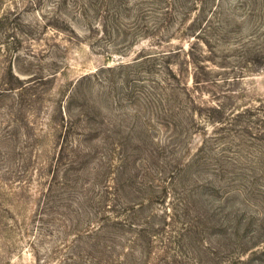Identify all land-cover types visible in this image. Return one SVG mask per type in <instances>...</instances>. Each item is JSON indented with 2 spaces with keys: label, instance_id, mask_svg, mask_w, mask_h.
I'll use <instances>...</instances> for the list:
<instances>
[{
  "label": "trees",
  "instance_id": "trees-1",
  "mask_svg": "<svg viewBox=\"0 0 264 264\" xmlns=\"http://www.w3.org/2000/svg\"><path fill=\"white\" fill-rule=\"evenodd\" d=\"M215 1L57 0L54 3L52 8L67 3L76 15L86 20L90 30L99 20L97 24L106 28L108 35L110 26L118 35L121 32L126 42V38L132 37L133 41L127 42L132 46L143 40L150 43L132 61L101 67L80 77L68 93L61 94L65 99L56 101L59 116L52 120L61 132L64 129L67 132L74 128L67 117L74 102L84 93L91 94L96 83L109 82L113 86L117 75L121 79L117 88L121 92L129 91L126 114L135 117L136 129L127 137L116 133L121 139L92 167L99 177L86 180L66 174L63 178L47 179L41 191L43 205L39 210V204L33 215L41 223L36 230L37 240L51 235L48 227L63 234L67 232L69 246L70 242L82 241L87 247L85 255L79 252L76 256L82 261L85 257L86 263L96 261L94 264H114L119 260L123 263L125 259L133 260V264H184L182 257H187L188 251L194 258L192 264H255L254 256L247 262L244 257L249 256L248 252L255 255L259 251L257 247L264 245V210L257 208L256 203L249 204L247 199L244 207L239 208L235 197L243 192L249 194L264 209V157L259 156L264 148V104L227 117L221 113L218 117L208 115L207 122L214 130L198 131L199 123L205 120L188 81L190 76L194 86L213 81L208 75L202 80L199 69H204L207 58L195 51L198 42L209 46L208 24L219 5ZM53 10L50 12H56ZM192 11L196 18L187 25L184 18ZM179 16H183L182 20ZM124 19L133 22L124 23ZM110 20L112 25H107ZM175 36L179 39L194 36L196 42L189 40L187 47L174 45ZM105 71H109L108 76ZM31 78L21 85L0 87V106L10 100L11 107L22 108L28 101L36 100L33 98L37 93L31 90L44 77ZM66 99L70 102L64 111ZM2 120H6L5 115L0 117V126L5 123ZM158 130H162V135L152 137L151 132ZM0 132L8 130L5 127ZM78 135L84 137L82 147L84 154L88 151L84 156L87 166L97 157L91 153L92 140L99 139L100 134ZM197 135L202 142L193 151L188 137ZM0 136L6 137L2 133ZM63 153L60 152L54 165L44 162L37 168L41 177L48 169L45 164L49 170L58 171ZM19 154L20 168L27 174L37 155L32 151ZM75 164L84 167L83 161ZM195 170L216 178L201 184L203 179L195 178ZM217 201L223 205H215ZM74 205L80 208H71ZM55 207L66 211H54ZM211 231L220 235L218 242L225 246L226 255L220 256L217 247L210 251L207 235ZM136 246L144 255L141 259L135 254ZM118 247L123 248L121 253L117 252Z\"/></svg>",
  "mask_w": 264,
  "mask_h": 264
},
{
  "label": "rangeland",
  "instance_id": "rangeland-1",
  "mask_svg": "<svg viewBox=\"0 0 264 264\" xmlns=\"http://www.w3.org/2000/svg\"><path fill=\"white\" fill-rule=\"evenodd\" d=\"M55 2L57 0H0V87L21 85L34 75L44 77L43 82L35 84L36 87L31 90L37 93L36 97L33 96L36 100L28 101L26 107L16 105L17 108H13L10 100L3 107L0 106V117L6 116V120H2L6 124L1 125L0 129L3 131L6 127L8 130L0 132L6 136L3 139L0 136V264H94L96 261L86 263L85 257L82 261L76 256L79 252L85 255L84 249L87 247L82 241L70 242L69 246L67 232L63 234L48 227L51 235L37 240L36 230L41 223L33 215L39 204V210L43 205L41 191L45 189L47 179L53 176L63 178L66 174L86 180L99 177L97 170H92V167L100 163L102 154L121 139L116 133L127 137L136 129L135 117L126 114L129 113V102L126 101L129 91L121 92L117 88L121 83L117 75L113 86L109 82L96 83L91 94L84 93L78 102L73 100L72 113H67L69 121L74 123L73 129L61 132L53 122L52 119L59 116L56 101L65 99L61 94L68 93L80 77L101 67H114L132 61L150 43L143 40L132 46L127 43L133 41L132 37L126 38V42L121 32L118 35L110 26L108 35L106 28L97 24L99 20H88H92L95 25L90 30L86 20L76 15L67 3L61 4V8H52ZM215 3L219 5L208 24L209 46L198 42L195 51L197 55L207 58L204 69H199L202 80L208 75L213 81H203L194 86L192 77H188L196 104L201 106L205 120L199 123L198 131L203 132L214 130L213 125L207 122L210 119L208 115L218 117L221 113L227 117L231 113H241L246 108L264 104V0H216ZM53 9L56 12L51 13ZM182 18L179 16V19ZM195 18L192 11L184 21L189 25ZM123 22L133 20L124 19ZM53 25L67 30L57 29ZM107 25H112L111 20ZM177 36L173 39L174 45L187 47L189 40H194V36H181V39ZM104 74L108 76L109 71ZM68 102L67 99L64 101V111ZM140 124L138 129L142 130ZM82 132L100 134L99 139L92 140L94 148L91 153L97 157L87 166L84 156L88 151L84 154L85 149L82 147L84 137L78 135ZM162 133V130L151 132L152 137H160ZM188 141L191 143L190 148L195 149L202 139L197 135L188 137ZM261 149L263 153H259V156L264 157V148ZM21 151H32L37 155L27 174L22 173L20 168ZM60 152L65 153L58 171L49 170V165L47 167L45 164L48 169L45 170L46 175L41 177L37 168L42 167L44 162L54 165ZM75 161H83L84 167L75 164ZM74 167L76 170L73 172ZM195 172L196 179H203L201 184H206L207 179L216 178L202 170ZM212 182L217 185L215 181ZM245 199L249 204L256 203L257 208L264 210L252 196L244 192L236 195V206L243 208ZM214 204L223 205L219 201ZM78 206L71 208H80ZM54 211L66 209L55 207ZM59 233L60 237H56ZM219 237L213 231L207 235L210 251L217 247L219 255L223 256L226 255L225 246L218 242L221 241ZM262 247L263 244L257 247L259 251L255 255L248 252L250 257L245 256L244 260L247 262L254 256L257 259L255 264H264V252L260 253L264 250ZM134 249L135 254L143 258L141 248L136 246ZM122 251L123 248H117L118 253ZM191 254L188 251V256L182 257L184 264H192L194 258ZM132 261L125 259L123 263L133 264ZM123 263L119 260L114 264Z\"/></svg>",
  "mask_w": 264,
  "mask_h": 264
}]
</instances>
